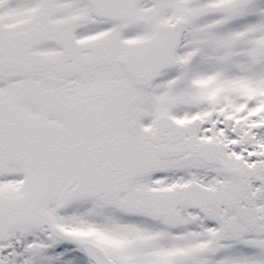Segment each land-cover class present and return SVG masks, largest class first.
<instances>
[{"label": "snow or ice", "instance_id": "obj_1", "mask_svg": "<svg viewBox=\"0 0 264 264\" xmlns=\"http://www.w3.org/2000/svg\"><path fill=\"white\" fill-rule=\"evenodd\" d=\"M0 264H264V0H0Z\"/></svg>", "mask_w": 264, "mask_h": 264}]
</instances>
